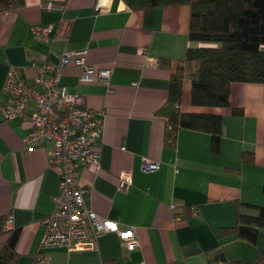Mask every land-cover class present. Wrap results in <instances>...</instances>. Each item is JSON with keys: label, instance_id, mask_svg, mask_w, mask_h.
I'll return each mask as SVG.
<instances>
[{"label": "crops", "instance_id": "obj_1", "mask_svg": "<svg viewBox=\"0 0 264 264\" xmlns=\"http://www.w3.org/2000/svg\"><path fill=\"white\" fill-rule=\"evenodd\" d=\"M41 1L0 12V218L8 230L0 234V247L16 229L17 264H224L215 259L222 253L227 260L257 257L264 250V228L256 244L225 230L237 222L238 207L256 213L264 206V85L234 81L230 105L193 104L185 78L181 111L217 115L223 131L216 144L210 128L180 127L169 142L167 122L157 111L169 99L176 60L190 44L189 5L138 10L124 0H105L103 6L97 0H55L64 7L49 10ZM49 22L55 29L48 43L33 35L32 26ZM82 48L88 62L112 73L107 86L82 81L74 64L62 68L61 83L105 111L100 169L81 167L79 182L86 205L99 217L135 227L140 244L133 250L115 231L100 232L87 248L41 249L61 166L50 161V141L26 150L32 124L6 117L2 109L8 67H27L32 79L31 65L46 60L58 67L65 50ZM143 157L159 161V168L143 171ZM124 173L132 181L127 192L118 188Z\"/></svg>", "mask_w": 264, "mask_h": 264}, {"label": "built area", "instance_id": "obj_2", "mask_svg": "<svg viewBox=\"0 0 264 264\" xmlns=\"http://www.w3.org/2000/svg\"><path fill=\"white\" fill-rule=\"evenodd\" d=\"M48 8L61 9L63 5L49 3ZM53 28L54 24L34 25L32 32L37 39L51 42ZM86 55L87 48L65 50L60 57V65L74 62L83 69L81 78L90 81L98 77L109 86L112 69L88 63ZM32 69L37 71L34 83L28 80L27 67L10 66L3 87L7 100L2 109L7 117L19 115L31 122L32 130L24 139L28 151L50 141L53 144L50 161L62 167L59 190L54 196V210L43 219L45 230L41 249L54 246H66L69 249L75 246L89 247L103 231L117 232L123 242L134 249L140 244L135 227L123 229L118 221L99 217L96 211L86 205V189H82L79 182L81 166L92 164L96 169L100 167V149L97 144L102 140L103 115L86 106L79 92H70L59 83L62 73L60 67L44 62ZM159 164L156 159L143 157L141 168L149 172L156 170ZM130 182L131 177H127L121 179L120 183L124 186Z\"/></svg>", "mask_w": 264, "mask_h": 264}, {"label": "trees", "instance_id": "obj_3", "mask_svg": "<svg viewBox=\"0 0 264 264\" xmlns=\"http://www.w3.org/2000/svg\"><path fill=\"white\" fill-rule=\"evenodd\" d=\"M124 1L130 8L138 10L180 4L189 5L188 34L190 44L186 56L176 60L178 64L177 69L170 77L169 99L161 105L157 113L165 118L167 122L166 137L169 142L175 141L180 127H204L210 128L214 132L215 143L218 144L223 128L217 115L181 111L178 102L182 98L183 80L185 78L191 80V100L193 104L219 106L231 104L230 86L234 81L259 82L264 85V0ZM23 3L24 0H0V12L17 8ZM62 5L64 4L62 3ZM47 24H54L51 32V35H53L55 29L54 22L35 25ZM44 62L53 64L50 61L42 60L40 63L31 66H39ZM168 62L167 59L159 60V63L163 65H168ZM58 67H60L61 71L64 67L60 65V59ZM9 69L8 67V72ZM31 71L34 72L32 79L29 78L28 73L26 75L28 76V80H33L29 81L34 83L37 71L36 69H32ZM60 79L61 75L59 83L65 86L61 83ZM3 87L4 84L2 91ZM66 89L68 90L67 87ZM3 94L5 95L4 103L7 100V94L4 91ZM80 94L82 95V93ZM82 98L84 99L83 95ZM18 116L16 115V117ZM248 154L254 157L253 152H249ZM86 166L93 165L89 164ZM131 184L132 182L128 190ZM189 207L192 213L197 212L195 207ZM189 207L185 211H189ZM5 222L4 218H0V234L8 231ZM262 228H264V206L259 207L256 213L244 212L238 207L237 222L234 226L227 227L225 232L227 234L236 233L239 238L256 244L259 238V231ZM17 237L18 231L15 229V231L11 232L8 241L0 247V264H17L19 255L15 249ZM215 259H219L224 264H264V250L262 249L257 257L246 261L241 259L227 260L223 253ZM210 264H212V260Z\"/></svg>", "mask_w": 264, "mask_h": 264}, {"label": "rangeland", "instance_id": "obj_4", "mask_svg": "<svg viewBox=\"0 0 264 264\" xmlns=\"http://www.w3.org/2000/svg\"><path fill=\"white\" fill-rule=\"evenodd\" d=\"M98 1V5H99V0H97ZM49 3H53V5L54 4H62L63 3V1H60V3H56L55 2V0H42L41 2H40V6L42 7V8H44V9H49L48 8V5H49ZM22 5H25V0H24V3L22 4ZM21 5V6H22ZM103 5H106V1L105 0H101V2H100V5L99 6H103ZM20 7V6H19ZM54 7V6H53ZM82 49H84V48H82ZM76 50H80V49H76ZM88 62V61H87ZM88 63H90V62H88ZM70 64H76V63H70ZM91 64V63H90ZM80 68L82 69V67L80 66ZM110 68V67H109ZM83 70V69H82ZM83 78V77H82ZM81 77H80V79L82 80V81H86V80H84V78L82 79ZM93 80H98V81H101L98 77H95V78H93V79H91L90 81H93ZM85 105H86V103H85ZM86 106H88V105H86ZM88 107H90V106H88ZM90 108H92V107H90ZM92 109H94V108H92ZM95 111H97L98 113H101L102 115H104L105 116V111H100V110H98V109H94ZM30 122V121H29ZM31 123V122H30ZM104 129V128H103ZM102 134H103V132H102ZM43 145V144H42ZM26 148V147H25ZM100 156H101V153H100ZM99 168V167H98ZM100 169V168H99ZM121 176H123V178L121 177V179H125V178H129V177H131V175L130 174H123V175H121ZM121 182V181H120ZM131 183V182H130ZM130 183H129V185H130ZM129 185H124V186H122V183H120L119 184V186H118V188H119V190L120 191H122V192H127V189H128V187H129ZM83 188L82 189H84L85 190V187L83 186V185H81ZM128 186V187H127ZM84 197H85V192H84ZM54 210V209H53ZM110 219V218H109ZM44 224V223H43ZM45 227V226H44ZM128 250H133V249H130L128 246H127V244H126V242H123L122 243ZM54 247H56V246H54ZM138 247V246H137ZM137 247H135L134 249H136ZM76 248H87V247H76ZM146 264V263H145Z\"/></svg>", "mask_w": 264, "mask_h": 264}, {"label": "clouds", "instance_id": "obj_5", "mask_svg": "<svg viewBox=\"0 0 264 264\" xmlns=\"http://www.w3.org/2000/svg\"><path fill=\"white\" fill-rule=\"evenodd\" d=\"M63 7H64V5H63ZM50 10V9H49Z\"/></svg>", "mask_w": 264, "mask_h": 264}]
</instances>
